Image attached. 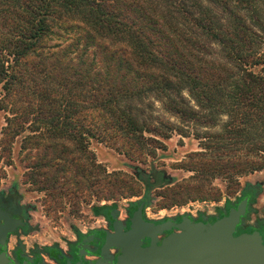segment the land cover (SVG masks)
<instances>
[{
    "label": "trees",
    "instance_id": "1",
    "mask_svg": "<svg viewBox=\"0 0 264 264\" xmlns=\"http://www.w3.org/2000/svg\"><path fill=\"white\" fill-rule=\"evenodd\" d=\"M262 8L264 0H0V110L12 117L4 135L13 140L34 126L30 184L50 200L73 196L86 182L90 139L139 158L173 131L158 120L157 104L184 123L204 124L191 103L224 107L228 100L233 120L244 107L264 125V78L251 70L262 63ZM221 150L199 175L256 168L245 158L222 159ZM129 167L146 187L132 204L148 208L152 189L164 186L152 177L159 170ZM91 168L102 178L100 166Z\"/></svg>",
    "mask_w": 264,
    "mask_h": 264
},
{
    "label": "rangeland",
    "instance_id": "2",
    "mask_svg": "<svg viewBox=\"0 0 264 264\" xmlns=\"http://www.w3.org/2000/svg\"><path fill=\"white\" fill-rule=\"evenodd\" d=\"M260 55L262 63L251 70L256 76L264 78V44L260 47ZM227 101L224 102V107L209 104L200 108L191 103L194 111L206 116L204 124L199 121L184 123L157 104L158 120L162 123L170 122L173 131L169 139L157 137L156 143L141 149L137 159L130 160L90 139L86 142L89 144L84 156L89 163L86 182H81L73 196L66 198L63 195L52 200L46 191H38L28 181L31 171L27 166L32 159L26 160V156L28 153L34 156L37 154L30 144L36 136L32 132L34 126L26 124L19 136L8 140L4 133L12 117L0 110V187H9L18 180L21 191L28 197V203L38 209V213L34 214V224H42L39 233L42 242H49L54 235L68 233L70 226L83 229L93 225L96 222V216L91 212L93 206H114L124 212L131 201L136 202L145 196V184L136 180L129 166L120 167L119 162L138 165L146 172L159 170L165 175L174 176L170 181L173 183L152 189L148 211L151 219H164L189 211L193 214L197 210L206 211L228 197L235 196L245 183L264 181V125L257 122L256 113L249 119L247 116L251 109L242 107L238 120L234 119L237 127L231 126L234 120L231 110L225 107ZM227 131H234L228 135L231 139H224L219 144L218 139L227 137ZM219 147L223 149L219 151L224 156L222 159L245 158L257 162L256 168L242 174L217 170L208 176L199 175L198 168L203 166L204 160L207 163L205 166L211 165L208 163L210 161H219L214 158L218 156ZM251 150L254 151L250 153ZM91 163L102 168V178L96 176V168H91ZM73 174L71 171L67 176L71 177ZM114 179L117 180V185L111 187L108 183ZM99 180L102 182L97 183ZM261 204L264 205V198Z\"/></svg>",
    "mask_w": 264,
    "mask_h": 264
},
{
    "label": "flooded vegetation",
    "instance_id": "3",
    "mask_svg": "<svg viewBox=\"0 0 264 264\" xmlns=\"http://www.w3.org/2000/svg\"><path fill=\"white\" fill-rule=\"evenodd\" d=\"M152 177L155 184L158 178L162 179L165 186L171 181L161 171H155ZM261 183L247 182L235 196L228 197L206 211L179 214L173 223L178 224L186 217L194 222L212 224L228 216L232 209L237 211L240 204L246 201L244 215L239 218L235 235L256 233L264 245V205L261 204L264 198V185ZM141 204L144 202L138 205L130 204L124 212L117 207H110L96 216L93 225L83 229L70 226L68 233L54 235L49 242H42L39 238L42 224L38 222L34 224V214L38 213V209L28 203V197L21 191L17 180L9 187H0V210L9 216L11 221L19 222L8 234L6 243L0 246V250L17 264H95L104 258L103 256L115 253L111 249L105 250L107 238L116 233L118 225H128L130 217ZM148 208H143L144 218H148ZM166 221L167 217L155 224Z\"/></svg>",
    "mask_w": 264,
    "mask_h": 264
},
{
    "label": "water",
    "instance_id": "4",
    "mask_svg": "<svg viewBox=\"0 0 264 264\" xmlns=\"http://www.w3.org/2000/svg\"><path fill=\"white\" fill-rule=\"evenodd\" d=\"M118 165L130 166L120 162ZM165 176L174 179V176ZM261 184L264 185V181ZM245 204L243 201L237 211L232 209L228 216L212 224L194 222L186 217L174 224L178 214L167 217L168 221L164 223L155 224L162 219L144 218V204H141L128 225H118L116 233L107 238L105 250L111 249L115 253L103 256L95 264H264L261 237L256 233L235 235ZM17 224L19 222L11 221L0 210L1 247ZM0 264L17 263L0 250Z\"/></svg>",
    "mask_w": 264,
    "mask_h": 264
},
{
    "label": "built area",
    "instance_id": "5",
    "mask_svg": "<svg viewBox=\"0 0 264 264\" xmlns=\"http://www.w3.org/2000/svg\"><path fill=\"white\" fill-rule=\"evenodd\" d=\"M149 210H150V208H148V209H147V211H149ZM147 216H148V218H150V219H151V217L149 216V214H148Z\"/></svg>",
    "mask_w": 264,
    "mask_h": 264
}]
</instances>
